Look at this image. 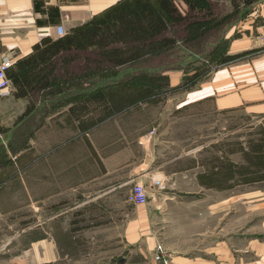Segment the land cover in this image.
<instances>
[{
	"label": "crops",
	"instance_id": "obj_1",
	"mask_svg": "<svg viewBox=\"0 0 264 264\" xmlns=\"http://www.w3.org/2000/svg\"><path fill=\"white\" fill-rule=\"evenodd\" d=\"M121 1L123 0H0V63L4 60L12 61L13 66L9 70H14L20 60L32 54L36 47L41 48L44 40L54 41L61 38L56 33L57 27L63 28L65 36L70 30L87 23ZM218 1L227 5L229 0ZM175 4L182 15L187 12L180 7L187 8L182 0H175ZM263 24L264 0H256L247 5L245 15L234 21L224 36L227 42L226 55L244 54L222 64L211 72L208 80L201 81L199 86L184 92L185 105L210 101L216 111L241 110L248 116H262L264 120V47L258 38ZM171 78L176 80L174 85L178 84L177 75H172ZM10 87L4 95H0V145L7 153V158H0L1 162H5L0 165V190H7L15 179H19L17 183L26 191L27 185L23 178L30 176L28 172L31 168L39 171L35 176L40 178L47 176L41 172L42 164L48 167L49 177L59 175L60 162L66 164L61 172L68 171L69 162L70 167H73V156L71 159L69 156L66 159L65 156L63 161L57 156L59 147L62 146L59 143L60 132L63 130L66 143L74 139L73 133L69 137L68 131L74 129L76 124L69 116L68 106H60L63 96L70 95L71 91L65 89L61 93L56 91L47 95L41 93L30 99V96L17 97L16 89L12 84ZM31 114L34 115L33 119ZM28 126L34 131L33 134L29 140H24L22 147L12 153L7 145L10 136ZM77 136L86 144L89 160L92 154L90 133H80L77 130ZM150 140L149 134L139 137L136 140L137 151H131L129 157L116 153L113 160L100 158L93 149V156L100 168L98 175L82 181L74 192L81 191L80 194L84 197L83 189L87 188L88 194L94 192L95 196L87 197L72 206V209L81 205L84 209L88 207L90 213L91 208L104 211L107 199L114 198L121 187L131 188L134 183L146 185L148 203L144 206H133L125 200V213L121 212V216L110 222L114 225V241L119 250L108 252L106 242H110V238L101 231L94 233V237H98L102 243V249L98 251L96 260L91 257L93 260L88 259L86 264H154L152 253L160 242L169 253L173 264H264V188L262 201L256 205L258 225L255 227L250 221L252 213L256 212H251L250 207H241L242 211L245 209V216L236 219L239 208L235 207L233 192L236 187L235 171L228 159L210 173H195L190 183L198 187L195 189L192 186L191 190L184 188L183 199L194 198L201 193L203 187L211 190L209 206L214 222L213 231L205 239L200 231L197 234L200 237H181L182 219L184 216L192 219L195 214L183 215L176 211L181 210L182 206L191 210H203L200 208L202 204L174 201L181 193L175 181L180 174L160 171L161 165H157L156 161V148H153L154 144ZM66 153L68 155L67 151ZM220 160L223 158L220 157ZM153 179L163 181L166 189L157 191L150 187ZM92 187L97 190L92 191ZM260 194L261 192L258 195ZM57 197L59 198L58 195ZM58 198L51 199L54 202L51 208L57 209V205L69 201L68 196ZM242 198L245 200L244 196ZM63 213L65 211L58 212L28 230L26 218L22 219L24 214L21 216L18 212L6 210L4 215L0 214V218L6 216L9 224L15 223L18 227L15 235H12L18 237L15 245L20 246L26 241L31 246L34 245L33 264H59L60 259L67 256L62 253L63 250L58 249V242L67 239L71 241L74 237L68 228L60 227L58 217ZM105 220L99 216V227ZM251 227L254 228L251 230ZM59 237H63V240ZM18 253L19 251L16 254Z\"/></svg>",
	"mask_w": 264,
	"mask_h": 264
},
{
	"label": "rangeland",
	"instance_id": "obj_2",
	"mask_svg": "<svg viewBox=\"0 0 264 264\" xmlns=\"http://www.w3.org/2000/svg\"><path fill=\"white\" fill-rule=\"evenodd\" d=\"M235 1L240 8L243 7V0ZM233 6H235L234 2L229 0L227 5L219 2L211 4L210 10L213 14L223 15V13H232ZM180 7L187 10L186 6ZM203 9L205 8L203 7ZM233 19L235 17L231 18V21ZM227 24L224 23L219 28L215 27L211 31H207L204 40L208 43L216 42ZM180 34L182 38L185 35L182 28ZM181 42L183 40L177 41V44L180 45ZM226 46L227 42L219 46L217 52L213 54L206 52L207 60L210 61L223 56L227 51ZM171 52L172 49H168L163 55L148 63L167 66L175 57L170 56ZM181 52L185 56L181 57L177 54L176 58L187 59L188 53ZM195 54L199 55L200 50ZM200 62L201 60L193 63V65H186L185 61H182L180 66L164 70L163 75L168 77L169 86L174 88L181 83L186 74H191L196 66L201 67ZM205 64L209 65L208 62ZM211 65L212 69L208 75L193 88L199 86L201 81L208 80L211 72L220 68L222 64L215 61ZM69 66V68H73V63H70ZM172 75H177L178 84L174 85L176 80L171 78ZM122 89V87L119 88V85H116L108 91V93H112L111 99L114 96L113 99L117 103L116 113L111 119L99 125L90 133L92 154H90L89 160L87 158L88 148L83 140L77 136L76 127L74 126V129L68 131L69 137L72 133V136H74V139L69 143H66L62 130L59 136V143L62 146L59 147L57 156L61 161L65 156L66 159L67 156L70 159L73 156V167H70L71 163L69 162L68 171L61 172V168H65L66 164L60 162L58 166L59 175L49 177L48 167L46 168V165L42 164L41 172L46 173L47 176L40 178L35 176L39 171L31 168L28 172L30 176L23 178L25 185H27L26 191L22 190V185L19 186L17 183L19 179H15L7 190H0V214L4 215L6 210L18 212L21 216L24 214L25 216L22 219L26 218L25 221L28 223L26 230H28L35 228L47 218L50 219L56 213L65 211L58 217L60 227L68 228L74 237L71 241L67 239L58 242V249L63 250L62 253L67 256L62 257L59 264H86L88 259H92L91 257L96 260L98 251L102 249V243L99 242L98 237H94V233L100 231L111 240L106 242V250L114 252L118 248L115 246L114 241V225L110 222L115 217L121 216V212L125 213L124 205L130 186L121 187L114 198L107 199L104 204V211L91 208V213L88 207L85 209L81 208V205L73 209L71 207L87 199V197L95 196L94 192H90L89 195V191H86L87 188H84L83 197L80 194L81 191L77 193L74 190L80 187L79 184L86 181L88 177L94 178L98 175L100 168L93 156V149L104 160L106 158L115 159L114 154L116 153L122 154L123 157H129L131 151H137L136 140L149 134L151 137L150 142L154 144L153 148H156V161L158 162L157 165H161L160 171L168 174L173 172L180 174L175 178V181L181 193L177 195L178 197L174 201L202 204L200 208L203 210H191L182 206L181 210L176 211L183 215L195 214L192 219H187L185 216L182 219L183 233L181 237H200V235H197L200 231L203 239H205L213 231L212 225L214 222L211 218L212 213L209 206L211 190L203 187L200 194L192 195L195 197L186 200L183 199V191L184 188L191 190L192 186L195 189L198 187L190 183V179L194 177L195 173L199 174L200 171L210 173L226 159L234 166L235 171L236 187L233 192L235 193V207L239 208L236 211V219L239 220L245 216L243 215L245 209L242 211L241 207H250L251 212H256V214L252 213L250 223L257 227L258 210H256V205L262 201V188H264V182L262 183V173H264V120H262V116H248L241 110L219 112L213 108L210 101L185 105L184 91H170L157 97L148 95L149 100H144L141 95L131 94L128 90L123 92ZM115 91L119 93H113ZM150 132L153 134L150 135ZM26 133L28 134V131ZM220 157L223 160H220ZM70 169L73 171H70ZM244 182L246 184L243 185ZM248 182L250 183L247 184ZM93 189L92 187V191L97 190ZM259 192H261L260 196L258 195ZM57 195L59 198L68 196L69 201L65 204L60 203L57 205V209L51 208L54 204L51 199H57ZM243 196L245 200L242 198ZM248 197L249 199H247ZM96 198L94 199L96 200ZM11 207L13 209H10ZM100 215L106 220L99 227ZM5 217L0 218V264H18V261H20V264H33L34 245L31 246L29 241L22 243L20 246L15 245V240L18 237H12V235H15L14 232L18 227L15 223L9 224L8 219ZM262 220L264 222V217H262ZM253 228L251 227V230ZM55 238L58 240L57 237ZM62 238L59 237V239ZM263 238L264 231L262 230ZM160 244L162 243L160 242ZM18 251L19 253L16 254Z\"/></svg>",
	"mask_w": 264,
	"mask_h": 264
},
{
	"label": "trees",
	"instance_id": "obj_3",
	"mask_svg": "<svg viewBox=\"0 0 264 264\" xmlns=\"http://www.w3.org/2000/svg\"><path fill=\"white\" fill-rule=\"evenodd\" d=\"M182 1L187 5L184 15L175 0H123L65 36L54 41L44 40L41 48L36 47L7 73L17 97L33 99L41 93L71 91L70 95L63 96L60 106H68L77 130L87 134L115 115L117 103L114 96L111 99L112 93H108L112 86L119 85L123 92L128 90L131 94L141 95L144 100L148 95L157 97L170 91L186 92L208 75L215 61L225 64L244 54L225 53L210 61L206 58V52L213 54L225 44L226 30L245 15L247 5L256 0H243L242 8L231 0L235 5L232 13L223 15L213 14L210 10L211 4H217L218 0ZM233 17L235 19L231 21ZM224 23L227 25L216 42L204 40L207 31ZM181 28L185 31L183 38ZM179 40H183L180 45L177 44ZM168 49H172L170 56L175 57L167 66L148 63ZM199 50L200 54H195ZM181 51L188 53L187 59L176 58L177 54L185 56ZM200 60L201 67L196 66L176 87L169 86L164 70L180 66L182 61L193 65ZM70 63L73 68H69ZM31 118H34L33 114ZM32 124L33 127L34 122ZM23 129L13 133L7 142L12 153L34 132L30 126ZM6 155L5 148L0 145V158H7ZM4 163L0 160V165Z\"/></svg>",
	"mask_w": 264,
	"mask_h": 264
},
{
	"label": "built area",
	"instance_id": "obj_4",
	"mask_svg": "<svg viewBox=\"0 0 264 264\" xmlns=\"http://www.w3.org/2000/svg\"><path fill=\"white\" fill-rule=\"evenodd\" d=\"M56 33L58 37H62L64 35L63 28L57 27ZM258 38L261 45L264 47V24L259 30ZM12 66L13 62L9 60H4L0 63V95H4L10 89L11 82L7 73ZM152 134L153 133L150 132V135ZM150 187L155 188L157 191H164L166 189L164 182L158 179L151 180ZM127 202L133 206L146 205L148 203V191L146 186L143 183L132 184L127 196ZM152 261L154 264H173L169 253L160 243L155 246L152 253Z\"/></svg>",
	"mask_w": 264,
	"mask_h": 264
}]
</instances>
